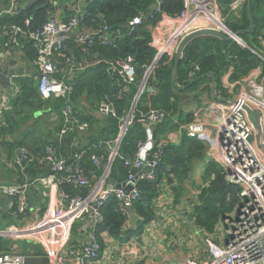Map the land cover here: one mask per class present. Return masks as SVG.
<instances>
[{
    "label": "trees",
    "instance_id": "trees-1",
    "mask_svg": "<svg viewBox=\"0 0 264 264\" xmlns=\"http://www.w3.org/2000/svg\"><path fill=\"white\" fill-rule=\"evenodd\" d=\"M17 13H4L0 17V34L15 35L12 27H19L23 34H16L23 48L26 59L30 62L37 58L38 52L31 33L40 32L49 18L56 16L64 2L78 3V0H18ZM158 0H87L81 11L67 10L64 20L72 15L80 16L78 28L66 39L63 48L57 52L54 59L58 66L56 76L67 81H73V90L69 100L61 97L43 98L39 90L37 72L30 76L15 77L18 86L17 94L10 101V108L4 110L6 125L0 126V136L3 140L0 151L1 158L13 160L18 151L24 149L38 158L45 155L46 145L54 144L57 152L64 157L68 166H79L91 176L92 181L100 174V170L92 161L93 154L109 156L110 146L116 143L120 126L124 117L131 110L140 84L147 69L153 64L156 50L150 45L153 38L151 26L164 16H176L186 6V0H160L161 12L149 17V12ZM228 2L227 0H223ZM57 2V4L55 3ZM264 0H253L251 13L255 23L252 31L243 33L241 37L251 46H259V36L264 30ZM247 4L243 8L241 18L226 23L231 30L237 31L249 27ZM137 15H142L140 24L127 26ZM108 25L116 42L106 45L96 38L93 42L79 43L77 33L97 30ZM7 33V34H6ZM132 55L136 62L135 81L128 83L117 73L109 71V65L104 60L124 58ZM101 60V61H100ZM72 62L75 64L71 71ZM261 59L248 47H244L235 39L223 40L215 36H200L186 49L179 63L178 82L180 85L190 84L194 79L207 72H214L217 78V92L227 96L222 83L223 75L234 67L231 80H238L247 75L250 70L261 63ZM84 64L83 68L79 65ZM175 54H166L157 61L147 80L146 88L141 92L134 110L135 123L128 127L123 136L119 152L112 164L111 179L124 182L130 173L126 165L127 157L134 158L138 151L137 143L145 140L146 130L142 120L152 110L164 113L161 122L153 126L154 139L158 144L152 153H158L162 138L169 132L179 128L184 121L183 113L178 114V102L175 97L180 90L174 82ZM199 65L200 70H195ZM192 71L194 73L191 75ZM206 76L188 87L189 90L199 87L204 81H210ZM113 103L114 113L101 110L102 103ZM67 103L74 108V118L80 123H87L85 130L68 132L60 138L59 133L64 125L63 108ZM55 117V120L53 119ZM191 119V118H188ZM155 170V178L143 179L138 183L139 198L133 203L136 213L141 217L140 229L156 218L155 200L159 194L168 188L177 195V200L187 193L185 186L195 160H205L206 145L196 137L184 133L180 142H167ZM4 154V155H3ZM77 154H81L80 157ZM38 158L33 161H23L24 168L18 163L10 167L18 178L19 184L33 182L35 179L47 176L51 170L45 161ZM215 178L212 179V175ZM203 180L209 185L203 188L199 195L196 208L197 222L208 231H213L224 213L234 207L238 199V188L225 181L223 167L216 161L206 163ZM72 195H86L90 187H74L63 184ZM30 190H36L31 187ZM29 190V191H30ZM29 193V192H28ZM231 198L228 199V195ZM15 208V206H14ZM104 220L97 226L99 234L108 232L117 238H130L137 233L138 227L128 226V217L120 208L119 200L114 196L102 206ZM78 224L74 225V231ZM12 245H0L1 251H9ZM23 251H30L32 247ZM43 254L42 250H35Z\"/></svg>",
    "mask_w": 264,
    "mask_h": 264
},
{
    "label": "built area",
    "instance_id": "built-area-1",
    "mask_svg": "<svg viewBox=\"0 0 264 264\" xmlns=\"http://www.w3.org/2000/svg\"><path fill=\"white\" fill-rule=\"evenodd\" d=\"M82 1L84 0H78V3ZM14 2L15 0H12L13 7L4 13H17ZM245 3L246 0H237L235 7L242 10ZM161 10V1L158 0L153 10L149 12V17H153ZM4 13H0V17ZM164 17L171 22L178 20L179 25L166 39L161 40L158 35L152 38L150 45L155 48L156 57L147 69L148 74L164 55L176 53L183 37L201 28H216L231 34L238 43L251 49L262 61L238 80H231L234 71V67L231 66L222 77L223 86L228 92L224 97L225 100L213 99L207 108L198 112L193 120L181 127V130L187 136L196 137L205 143L208 159L218 162L223 167L225 181L239 189L237 194L241 198L234 217L224 215L221 218L226 236L225 242L218 243L211 234H206L205 243L209 257L189 258L186 264H264V30L259 36V46H251L241 36H235V31L231 30L226 20L219 15L218 0H186V6L179 15ZM80 20L78 15H72L67 20L54 16L49 18L40 32L31 33L38 52L35 65L39 90L43 98L61 97L69 100L74 82L56 76L58 66L54 57L63 48L69 35L78 28ZM142 20L143 16L137 15L130 24L134 27ZM13 30L16 34L21 31L19 27H14ZM96 38L106 45L114 44L117 40L106 24L97 30L88 29L77 33L79 43L93 42ZM13 43L20 44L17 37L13 38ZM104 61L108 63L111 73L117 72L128 83L135 81L136 62L132 55ZM84 66L81 64L79 68ZM74 67L75 64L72 62V72ZM195 70H200L199 65L195 66ZM193 73L194 71L191 75ZM148 74L140 84L139 93L145 89ZM18 90V86L12 80L10 90L4 92V95L0 94V126L6 125L4 110L10 108V101ZM139 93L131 110L123 119L116 143L113 146L109 145V156L106 159L104 155L91 156L100 170L95 180L92 181L91 176L84 173L79 166H68L52 143L46 145L43 158L35 157L22 149L20 150L22 155H18L14 163H7L10 167L18 163L24 168V160L33 161L38 158L49 165L51 172L33 182L0 185L1 190L14 199L17 211L22 215L20 224L0 228L1 237L15 241L25 240L38 245L43 254L49 257V264L68 262L88 264L100 258L102 244L97 226L104 220L102 206L115 196L120 202L121 211L129 218V207L133 206L140 196L138 183L143 179L155 178L162 148L166 144L161 142L158 153H152L156 146L153 145L155 140L153 126L161 122L164 117L163 112L152 110L142 119L146 139L137 143L138 151L134 158L125 159L126 165L130 167V173L124 182L127 185L131 184L132 189L126 192L123 188L109 187L112 164L119 152L120 142L128 127L135 121L134 110ZM246 106L261 114L260 137L245 109ZM101 110L105 113H114L113 103L104 101ZM62 112L65 122L59 133L60 138L68 132L76 129L82 131L88 127L87 123H80L74 118L72 104L67 103ZM148 155L154 156L151 163L153 170L145 172L143 168L147 164ZM77 156L80 157L81 154ZM63 184L90 187V190L86 195H72L62 189ZM31 187L48 199V205L43 215L38 216L35 212V215L33 213L28 218L27 213L34 212V207L28 198ZM230 198L231 194L228 195V199ZM78 221L84 222L82 230L86 235V242L80 252L69 244L73 226ZM136 248L137 246L133 244L123 245L119 253L126 257L135 256ZM23 250L17 245L9 251H1L0 264H24L27 255H36L35 249Z\"/></svg>",
    "mask_w": 264,
    "mask_h": 264
},
{
    "label": "crops",
    "instance_id": "crops-1",
    "mask_svg": "<svg viewBox=\"0 0 264 264\" xmlns=\"http://www.w3.org/2000/svg\"><path fill=\"white\" fill-rule=\"evenodd\" d=\"M86 1L87 0H84L81 3L76 4L64 2L56 16L63 19L67 10L75 9L79 11L83 6H86ZM227 1L228 2H222V0H218V12L220 17L228 21L241 18L243 9L239 10L235 7V2L237 0ZM55 3L57 4V2ZM245 4H247V0ZM19 6V1L15 0L14 9L17 10ZM12 7V0H0V13L7 12L8 9ZM178 25V20L171 22L163 17L155 25L151 26L152 36L154 38L158 35L161 40L166 39L177 29ZM13 29L14 27H12V30ZM7 36L8 35L5 36L0 34V67L4 64H8L10 60L14 59L16 60V67L19 70L17 76L22 74L30 76V74L36 72L35 60L30 62L24 57L25 54L21 44L14 45L13 38L17 37L16 33L15 35L12 34L10 37ZM151 72L148 74L147 70L144 77L146 74H148L149 77ZM17 76H14L12 80L14 81ZM187 85L190 86V84ZM188 87L186 89H179L176 86L180 92L177 93L178 96L174 99L178 102V114H184V121L180 123L178 129L169 132L163 137L162 142H180L184 135L181 127L193 120L198 112L207 108V105L215 99L212 79L210 81H204L197 88L189 90ZM7 90H10V87L1 90L0 94L4 95V92ZM226 93L228 94L227 90ZM140 94L141 93H139V96ZM53 119L55 120V117H53ZM1 138L2 137L0 136V151L3 145V140H1ZM205 151V160L197 159L193 163L190 177L186 180L185 186L188 190L184 196L177 200V195L172 193L168 188H165L155 200L154 209L156 212V218L154 220L143 225L140 229L139 225L142 220L140 216L137 224L134 226L131 225L130 220L128 219L127 227H138L140 230L130 238H124V236H122L120 239L112 236L106 231L101 232L99 235L102 244L101 256L99 259L90 261L88 264H186L189 258L206 259L209 257L208 248L205 243L206 234H211L218 243L225 242L226 236L223 231V226L219 225V222L216 224L217 227L215 226L213 231H208L204 226L197 222L196 208L198 204H201V202L198 201L199 195L202 193L203 188L210 183L209 181L203 180L206 163L210 161L207 155V147ZM19 153L20 151H18L17 154L19 155ZM4 156V158H1L0 156V185L19 184L16 174L11 172L9 165L7 164L14 163L17 158L10 160L6 158V155ZM198 163L202 165V172L200 175L201 182H197L196 184L193 177ZM211 178L214 179L215 175L213 174ZM28 192V198L34 207V212H28L27 217H31L33 213L35 215V212L38 216L43 215L48 205V199L41 196L38 190H30ZM226 213H224L223 216ZM21 218L22 215L18 213L14 199L5 194L0 188V225L7 224V227L16 225L21 223ZM11 220L16 222L6 223L11 222ZM75 224H78V227L75 231L73 229L69 244L70 247L80 252L86 242V235L82 230L84 222L78 221ZM127 244L137 246V253L135 256L132 255L126 257L120 255V247ZM9 245H12L13 247L18 245V247L23 248L18 244V241L15 240H11ZM65 264L71 263L68 262Z\"/></svg>",
    "mask_w": 264,
    "mask_h": 264
},
{
    "label": "water",
    "instance_id": "water-1",
    "mask_svg": "<svg viewBox=\"0 0 264 264\" xmlns=\"http://www.w3.org/2000/svg\"><path fill=\"white\" fill-rule=\"evenodd\" d=\"M230 1V0H229ZM252 1L253 0H247V14L248 18L250 21L249 27L246 29H240L235 31V36H241L243 33L250 32L254 29L255 23L252 17L251 13V6H252ZM127 26H131L130 22L127 24ZM18 34H23L22 31H18ZM215 36L223 40H231L234 39V37L226 33L222 30L216 29V28H201L194 30L187 34L183 39L180 41L176 53H175V64H174V81L176 86L179 89H186L189 85L187 86H182L178 82V72H179V63L184 55L185 49L198 37L200 36ZM19 70L16 67V60H10L8 64H4L0 67V91L4 90L6 87H10L12 85V78L16 75H18ZM210 77L213 82V90H214V97L218 100H225L224 97L219 96L217 92V78L214 72H207L202 75H200L198 78L194 79L191 83L203 78V77ZM190 83V84H191ZM135 105V104H134ZM246 111L249 114V117L254 124V126L258 130V135L259 137L261 136V125H260V118L261 114L259 111L252 110L250 107L246 106L245 107ZM136 121H133L132 124H134ZM157 140H154L153 145L157 144ZM21 152L19 153V156H21ZM154 159L153 155H148L147 157V164L144 166L143 171L149 172L153 170V167L151 165L152 161ZM110 188L114 189H121L123 188L126 192H129L132 189L131 184H126L125 182H117L115 179H111L109 183ZM91 213V211H90ZM139 215L136 213L135 209L133 206L129 207V220L131 225H136L138 220H139ZM49 257L44 255V254H36V255H27L25 258V263L24 264H49Z\"/></svg>",
    "mask_w": 264,
    "mask_h": 264
},
{
    "label": "rangeland",
    "instance_id": "rangeland-1",
    "mask_svg": "<svg viewBox=\"0 0 264 264\" xmlns=\"http://www.w3.org/2000/svg\"><path fill=\"white\" fill-rule=\"evenodd\" d=\"M222 2H224L222 0ZM263 5H264V2H263ZM228 25V24H227ZM201 169V170H200ZM201 172H202V165L200 163L197 164V168H196V171H195V175L193 177L194 181L196 182H201ZM241 201V198L240 196H238V199L237 201H235L234 203V207L232 208V210L229 211V213H226L225 215L229 216L230 218H233L236 211H237V207H238V204L239 202ZM221 220V219H220ZM219 220V225H222L221 221ZM13 222H16L14 220H11V222H6V223H13ZM20 224V223H19ZM7 224H4V225H0V228H5L7 227L6 226ZM217 227V226H216ZM11 243V240L8 239V238H3L0 236V245H8ZM18 244L21 246V247H24L25 249H28V247H32V249H35V250H40V247L38 245H35L33 243H30L28 241H25V240H19L18 241Z\"/></svg>",
    "mask_w": 264,
    "mask_h": 264
}]
</instances>
